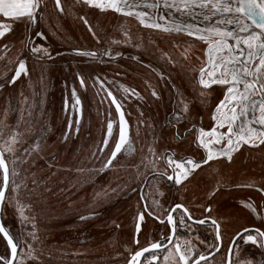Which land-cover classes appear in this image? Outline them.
I'll use <instances>...</instances> for the list:
<instances>
[{"label":"snow or ice","instance_id":"snow-or-ice-1","mask_svg":"<svg viewBox=\"0 0 264 264\" xmlns=\"http://www.w3.org/2000/svg\"><path fill=\"white\" fill-rule=\"evenodd\" d=\"M46 7L45 0H0V17L12 21L11 24L0 23V44L3 45L0 48V53H3L0 60L7 59V63L14 68V74L11 76L7 75V71L0 74V90L5 89L6 85H16L18 81L21 88L26 86L32 90L31 95L20 91L17 103L13 105L9 101L8 107L0 114V213H4L6 207L13 208L22 222V227L25 223L31 224L32 231L27 232V236L33 241L37 239L35 220L25 214L26 208L30 209L31 205L22 203L20 193L23 191L29 198L37 196V203H40L43 193L51 189L46 183L47 178L42 181L39 176H33L31 187L25 179H21L19 183L17 179L21 171L29 173L38 160L43 159L45 164L38 167L37 172L45 166L48 169L55 166L54 158L49 161L41 155L47 134L52 129L40 123L45 99L43 96L37 98L32 78V73L36 72L38 67V82L44 83L45 65L55 63L56 59L52 53L55 51L54 40L58 37L55 32L45 31ZM77 7L81 11L99 9L102 13L111 10L125 18H134L140 28L149 32L181 37L180 41H170L174 49L184 45L178 56L163 53L160 57H155L149 52V48L155 46L153 41L149 40L145 44L141 36L133 37L131 29L121 24V38L105 40L107 47L100 50L99 55L97 51L72 49V54L90 61L105 62L101 57H108V62L116 63L117 58L124 57L121 51H116L113 55L112 47L130 46L141 50L142 55L156 59L157 63L163 61L158 69L152 67L151 59L144 63L136 55L127 57L150 69V73L158 78V82L170 87L173 108L170 118L166 121V127L172 140L182 143L186 137L192 136L189 147L194 143L197 150H203L199 159L192 156L176 158L175 152L166 149L157 155L154 146H148L147 151L153 159L144 164L147 157H142L141 164L145 169L151 166V172H140V165H136L137 176L143 177L144 183L131 189L133 192L140 190L135 232H142L146 216L157 221L164 231L160 232L157 239L149 241L147 246H140L139 240L136 239L134 242L138 250L130 253L127 264H166L170 256L174 259V264H264V259L255 261L242 258L240 245L242 241L245 245H255L264 250V185L256 188L261 194L260 212L251 200L244 203V208L260 220L259 226L236 231L233 242L223 249L222 255L221 224L212 217L211 205L204 208L206 215L203 218L195 217L183 203L173 202L166 208L161 200L167 202L168 197L160 188L163 182L168 191L172 188L179 190L202 165L219 162L221 158L231 162L234 154H238L244 146H264V84H258L256 78L257 69L264 67V0H74L69 6L68 14H73V9ZM55 8L59 13H65L61 0H55ZM86 15L87 12L78 18L89 26L88 31L97 38V43H100L104 38L94 30L95 25L90 24L85 18ZM13 25L20 27V34L17 36L19 47L13 43H4L9 40L10 33L16 36V28ZM185 37L187 39H183ZM197 44L203 48L202 56L195 55L194 46ZM10 51L12 55H8ZM59 55L60 53L56 52V56ZM192 56L199 61L198 67H186L181 63L180 58L190 62ZM29 62L33 64L31 70L28 67ZM13 68L8 71H13ZM76 79L82 89H95L94 98L99 96L100 103L107 101L109 109L102 143L97 145L82 164L72 165L64 170L78 174L87 172L88 179L81 183H87L89 179L95 183L97 180L103 181L112 170V166L120 158L118 154L127 155L134 151V141L129 136V125L121 100L106 86L115 81L92 76L91 73L88 77L77 73ZM185 79L187 86L176 82ZM145 83L147 87H152L147 81ZM119 90L124 93V99L129 95L143 99L135 88L120 85ZM150 95L157 101L161 99V93L155 88H152ZM64 104L67 110V97ZM113 105L118 115V134L114 133L116 121L111 114ZM71 109L75 113V130L79 132L83 103L75 87L71 92ZM205 111L210 117V126H197L195 119H202ZM12 115H16L14 125L8 123ZM142 123L143 121H138V125ZM72 124L73 120L69 119V128ZM63 137L67 141V131L63 133ZM110 139L114 147L110 145ZM168 147L173 145L169 144ZM175 147L179 148L180 144ZM105 149L108 151L105 152ZM156 160L164 161V171L156 167ZM89 163L93 165L91 169L87 168ZM63 182L61 180V183ZM128 182L124 181L115 187L109 182L101 192H95L92 207H99L113 200L119 203L121 194L127 195L124 188ZM145 186L154 188V192L145 194ZM254 186L255 181L242 185L248 188ZM9 192L11 196L8 195ZM96 215L98 213L95 211L89 215H80L79 221L86 222ZM205 225L212 229L211 241L207 235H193L198 227ZM0 235L6 242L4 251L0 252V264H24L25 257L35 259L32 244L23 238V233L13 235L0 223ZM235 237H239V241ZM25 245L27 253L24 252ZM217 255H220L219 260ZM261 255L264 256V252Z\"/></svg>","mask_w":264,"mask_h":264},{"label":"rangeland","instance_id":"rangeland-1","mask_svg":"<svg viewBox=\"0 0 264 264\" xmlns=\"http://www.w3.org/2000/svg\"><path fill=\"white\" fill-rule=\"evenodd\" d=\"M45 3L47 5L45 31L56 33V37H58L54 40L56 49L57 47H71L96 49L100 52V50L107 47L105 40L121 38L119 31L121 24L131 29L133 37L141 36L145 44L149 40L153 41L155 46L150 47L149 52L153 53L155 57H160L163 53H172L178 56V53L184 47V45H181L180 48L174 49L172 43H170V41H180L181 37L149 32L140 28L138 21L134 18H125L120 14L113 13L111 10L102 13L99 9L81 11L77 7L73 9V14H68L69 6L74 3V0H61L65 9V13L61 14L55 8V0H45ZM85 12H87L85 18L89 20L90 24L95 25L94 30L104 38L100 40V43H97V38H94L92 33L88 31L89 26L78 18L85 15ZM2 19L3 17H0V20ZM13 27L16 28V36L10 33L9 40L4 41V43H13L16 47H19L17 36L20 34V27L19 25H13ZM45 45L47 46L46 42ZM2 47L3 45L0 44V48ZM194 47L195 55L202 56L203 48L201 45L197 44ZM125 50H131L142 55L141 50L130 46L116 45L112 47L113 55L116 51H121L124 57L117 58L116 63L108 62V57H103L102 60L105 62H100V60L90 61L71 53H60L59 56L52 53L56 57L55 63L45 65L46 79L44 83L38 82L40 80L38 67L37 71L32 73L37 98L43 96L45 99L44 112L40 117V123L52 129L47 134L44 151L41 155L49 161L54 158L55 166L52 169L45 166L37 172L36 169L45 164L43 159L38 160L29 173L26 174L21 171L17 179L18 183L21 179H25L31 187L33 176H39L42 181L47 178L46 183L51 189V191L43 193L40 203H37V196L29 198L23 191L20 193L22 203L31 205L30 209L26 208L25 214L30 219L34 217L37 236L35 241L27 236V232L32 231L31 224L25 223L22 227V222L18 215L14 213L13 208L6 207L5 212L2 213L6 225L11 227L12 231H16L17 235L23 233V238L32 244L35 259L25 257L24 264H78L79 262L82 264V262L89 261L104 263L106 259L114 262L116 256H122L127 249L131 248L129 245L132 244L135 214L139 206L136 192L131 189L137 187L143 179V177L137 176L136 165H140V172H150L151 166L145 169L144 165L141 164L142 157H147V159H144V164L153 159L147 151L148 146H154L157 155L161 153L164 147L169 146L170 132L166 127V121L173 105L170 100V87L158 82V78L150 73V69L127 59L131 54ZM0 55H3V53H0ZM8 55H12V51ZM142 56L151 59L159 67L163 63V61L157 63L156 59L146 54ZM180 60L186 67L199 66V61L194 56H192L190 62L183 60V58H180ZM28 67L30 70L32 69V62H29ZM9 68H13V66L7 63V59L0 60V74L6 71L8 76L14 74V68L13 71H8ZM77 73L85 77H88L91 73L92 76H100L115 81V83L106 86L109 90H111L110 88L116 90L112 91L113 95L117 99L118 96L122 99L123 111L129 125V136L134 141L132 145L134 151L127 155L118 154L119 160L115 162L112 170L107 173L104 180H97L94 184L90 179L87 183H81V181L88 179L87 172L78 174L75 171L64 170L72 165L82 164L96 149L97 145L102 143L109 109L107 101L100 103L99 96L94 98L95 89L88 87L85 90L80 87L79 81L76 79ZM146 81L151 84V88L147 87ZM176 82L181 83L182 86H187L186 79L184 81L177 80ZM88 84H91V79L88 80ZM120 85L135 88L143 99H137L131 95L124 99V93L119 90ZM73 87L77 89L83 103V115L79 132L75 130V113L71 109ZM152 88L161 93L160 100L157 101L151 97ZM20 91H24L25 95H31L32 90L26 86L21 88L19 81L16 85H6L5 89L0 90V114L8 107L9 101L13 105L17 103ZM66 97L69 101L67 110L64 104ZM111 114L113 120L116 121L114 123V133L118 134V115L115 112L114 105L111 106ZM205 117L209 122L210 117L206 111L202 119L196 118L194 122L197 125H199V122L203 124V121H206ZM69 119L73 120L71 128H69ZM138 121H143V123L138 125ZM15 122L16 115L10 116L8 123L14 125ZM208 122L206 123L208 124ZM66 131L69 137L67 141L63 137V133ZM109 143L114 147L111 139ZM142 149L143 152H141ZM107 151L108 149H105V152ZM92 166L89 163L87 168L91 169ZM51 173H54V175H51ZM129 177H131V180H129ZM61 180L64 182L61 183ZM124 181H129L124 188V192L129 191L125 200L119 199V203H116L115 200L108 201L99 207H92L95 192H101L104 187L108 186L109 182L112 187H115ZM191 184L196 187L194 188L195 197L193 198H196V195H203L202 172L196 173L183 186ZM208 184V181L204 183L206 187ZM160 188L166 194L168 193V190L163 186V182ZM61 189H64V191H61ZM150 192H154V188L147 186L145 194ZM8 195L11 196V193L9 192ZM92 211H95L98 215L86 222L79 221L80 215H89ZM12 222L15 223L17 230L13 228ZM4 247L5 244L0 238V252L4 250ZM27 251L25 245L24 252L27 253Z\"/></svg>","mask_w":264,"mask_h":264},{"label":"flooded vegetation","instance_id":"flooded-vegetation-1","mask_svg":"<svg viewBox=\"0 0 264 264\" xmlns=\"http://www.w3.org/2000/svg\"><path fill=\"white\" fill-rule=\"evenodd\" d=\"M11 22L12 21L8 18H3L0 20V23L11 24ZM256 78L258 84H264V67L257 69ZM110 89L111 91H116L112 88ZM118 99L122 100L119 96ZM171 111L172 109L170 110V113ZM170 113L167 115V119L170 118ZM206 118L207 117L204 118L206 121H203V124L199 122V125L197 126L209 127L211 121L209 120L208 122ZM206 122H208V124ZM180 131L183 133V128H181ZM192 139V136H188L181 143L180 141L172 140L170 134L168 142L169 144L173 145V147H164L161 152H164L167 149L169 152H175L176 158H187L188 156H192L194 159H199L203 150H197L194 143L191 145V147H189V142ZM176 144H180V147L176 148ZM156 167L160 171H164V161L156 160ZM240 171L242 172L241 174L239 173ZM198 172H202L203 174V195H196V198H193L195 197L194 188L196 187L192 184L183 186L187 182L186 181L182 186L179 187V190L172 188L171 191H168L166 194L168 197L167 202H165L163 199L161 202L165 204L166 208L169 207V205L173 202L183 203L190 209L193 215L198 218H203V216L206 215L204 208L211 205L212 217L216 218L221 224L222 239L220 243L222 247V255L223 249L227 248L228 245L233 242V237L236 231H242L245 227L253 228L255 226H259L260 224V220L257 219L256 216L252 215L248 209L244 208V203L251 200L257 205L258 212L261 211V194L257 192L256 188L264 185V146L257 148L244 146L238 154H234V158L231 162H228L223 158H221L219 162H209V165H202L201 169H197L190 178L195 176ZM207 181L209 184L206 187L204 183H207ZM251 181H255L254 187H242V185H246ZM143 183L144 181L142 179L140 184ZM237 185H241V187H237ZM146 187L147 186L143 188L144 193ZM173 193H175V195H173ZM127 194H129V191ZM139 194L140 190L138 189L136 192V197L138 204L140 205ZM127 197V195L122 194L119 199L125 200ZM1 218L2 224L6 229L9 230L8 226L6 225L7 223L3 219L2 213ZM162 231H164V229L159 226L157 221L146 216L143 230L140 234L135 232L134 223L132 244L129 245L131 248L127 249L126 251L124 250L125 252L122 254V256H116L114 258V262H111L110 259H106L104 260V263L89 261L85 263L82 262V264H127L130 253L138 250L137 245L134 242L136 239L139 240L140 246H147L149 241L157 239L160 235V232ZM195 234H199L201 236L207 235L211 241L213 232L208 225H205L203 227H198L193 235ZM181 235L185 234L181 233ZM0 238L3 241L1 235ZM235 239L239 241L240 238L235 237ZM3 242L5 244V241ZM240 245L242 258L253 259L255 261L264 259V256L261 255L264 250L260 249L258 246L251 244L245 245L242 241H240ZM216 258L219 260L220 255H217ZM78 264L81 263L79 262ZM166 264H174V259L170 256Z\"/></svg>","mask_w":264,"mask_h":264},{"label":"water","instance_id":"water-1","mask_svg":"<svg viewBox=\"0 0 264 264\" xmlns=\"http://www.w3.org/2000/svg\"><path fill=\"white\" fill-rule=\"evenodd\" d=\"M72 49L73 48H69V47H57V49L55 48V51H53V53L55 54L56 52H59V53H71L72 54ZM87 50H89V49H87ZM89 51H96V49L95 50H89ZM125 51H127V53H130L131 55H136V56H138V57H140V59H142L143 61H144V63H148L149 62V60L150 59H148V58H146V57H143L142 55H140L139 53H136V52H133V51H131V50H125ZM98 52V51H97ZM74 55V54H73ZM98 55H99V52H98ZM103 57H101V59H102ZM151 64H152V67H156V68H160L155 62H153L152 60H151ZM0 223H2V218H1V213H0ZM12 226H13V228L15 229V230H17L16 229V225H15V223L14 222H12ZM9 228V230L11 231V233L13 234V235H17V232L15 233L14 231H12L13 229L11 228V227H8ZM2 236V235H1ZM6 243V242H5Z\"/></svg>","mask_w":264,"mask_h":264},{"label":"bare ground","instance_id":"bare-ground-1","mask_svg":"<svg viewBox=\"0 0 264 264\" xmlns=\"http://www.w3.org/2000/svg\"><path fill=\"white\" fill-rule=\"evenodd\" d=\"M37 246V245H36Z\"/></svg>","mask_w":264,"mask_h":264}]
</instances>
